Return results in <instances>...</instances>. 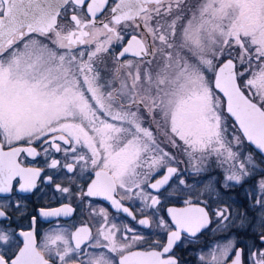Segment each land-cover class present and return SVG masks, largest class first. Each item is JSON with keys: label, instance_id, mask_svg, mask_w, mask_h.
I'll return each mask as SVG.
<instances>
[{"label": "snow or ice", "instance_id": "snow-or-ice-1", "mask_svg": "<svg viewBox=\"0 0 264 264\" xmlns=\"http://www.w3.org/2000/svg\"><path fill=\"white\" fill-rule=\"evenodd\" d=\"M42 185L77 207L39 218L79 209L95 236H40L16 194ZM0 197V264H180L234 228L259 244L229 235L200 264H264V0H0Z\"/></svg>", "mask_w": 264, "mask_h": 264}, {"label": "flooded vegetation", "instance_id": "flooded-vegetation-1", "mask_svg": "<svg viewBox=\"0 0 264 264\" xmlns=\"http://www.w3.org/2000/svg\"><path fill=\"white\" fill-rule=\"evenodd\" d=\"M28 160H31L29 157ZM37 166H41L42 158L37 157L36 161H33ZM180 167L183 169L186 167L185 164H181ZM187 175V174H186ZM43 191H38L35 195L30 194H21L17 193L18 197L28 196L26 200L23 201L27 205L28 215L35 214L38 217V222L36 225L37 232L40 236L43 235L44 232L49 231L54 226H59V228L67 230L69 233L74 231L76 228L80 227L85 222L92 228L93 235L96 234V221L100 219L99 217L95 219H89L87 213H81L79 209L73 212L72 215L68 217H59L52 218L50 221L45 220L43 218H39L38 210L40 207H60L61 203H71L74 208L77 207L76 202L71 199H64L60 196L59 193L53 194V191L47 186H41ZM47 193V194H45ZM244 192H239V196L233 195V199H236L240 204H243ZM4 200L3 197H0V202ZM94 204H99L102 207H106L109 211L110 220H115L119 227L123 228L125 224L128 226L134 227L138 232L146 233L149 229H144L140 225L137 224L136 221H133L130 217H127L123 213H116L114 209L110 207L107 201H97L93 200ZM131 203L129 201H124L125 206ZM136 208H139L140 202L137 200L134 202ZM234 211H243V208L238 205H233ZM138 218H142L140 216L139 211L135 213ZM254 215V214H253ZM20 225L24 230L28 229L30 221L27 219L20 218ZM239 229H232L230 232H207L206 234L200 235L198 238H189L188 241H185L183 244L177 245L174 248L175 255L179 258L180 264H200L199 256L201 254H207L210 250L209 246L214 245L217 241L223 242L225 237L229 235L234 236L238 242H243L247 245L259 244L258 235L256 232L248 230L247 234H238ZM184 235L182 234V240L184 239ZM159 238L164 240L163 232L159 233Z\"/></svg>", "mask_w": 264, "mask_h": 264}, {"label": "rangeland", "instance_id": "rangeland-1", "mask_svg": "<svg viewBox=\"0 0 264 264\" xmlns=\"http://www.w3.org/2000/svg\"><path fill=\"white\" fill-rule=\"evenodd\" d=\"M242 151H243V149H242Z\"/></svg>", "mask_w": 264, "mask_h": 264}]
</instances>
